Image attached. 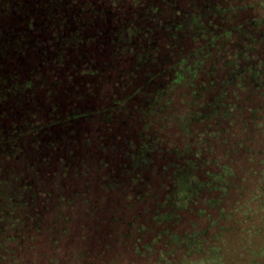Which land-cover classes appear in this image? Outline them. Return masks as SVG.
Instances as JSON below:
<instances>
[{"label":"trees","instance_id":"obj_1","mask_svg":"<svg viewBox=\"0 0 264 264\" xmlns=\"http://www.w3.org/2000/svg\"><path fill=\"white\" fill-rule=\"evenodd\" d=\"M38 1L0 0V24L44 43L11 58L20 87L0 102V264L53 237L46 216L91 206L95 189L134 214L132 254L113 264H184L213 248L224 264H263L264 0H59L64 25L47 32ZM75 29L81 43L58 59L53 35ZM145 48L155 54L137 66ZM146 140L150 165L132 170ZM178 171L200 186L183 210Z\"/></svg>","mask_w":264,"mask_h":264},{"label":"crops","instance_id":"obj_2","mask_svg":"<svg viewBox=\"0 0 264 264\" xmlns=\"http://www.w3.org/2000/svg\"><path fill=\"white\" fill-rule=\"evenodd\" d=\"M199 21H201V18L198 19ZM145 50L147 48L143 51ZM154 54L155 50H151L145 65L149 63ZM148 143L150 148L146 152L144 161L135 163V152L132 155V170H141L149 167L155 146L152 141H148ZM95 190L97 196L94 193L91 197H88L92 202L91 206L86 203V207L82 209L80 203L79 205L76 203L73 205V210L69 209V205L63 210H58L57 213L51 211L44 219V224L46 223L52 229L53 237L45 235L38 243L35 242L31 246L24 244L23 251L18 256L16 263L113 264L122 254L126 257L128 252V255L131 256L133 250L131 236L133 237L134 232L131 220L134 216L133 212L122 214L117 209L116 199L110 196H107L108 203L106 205L102 204L106 196L98 194L97 189ZM96 201H100L101 204H98V208L94 209ZM61 211H66L67 213L62 215L64 212L61 213ZM158 217L160 218V215ZM157 220L160 221L158 218ZM127 236L126 242L123 237Z\"/></svg>","mask_w":264,"mask_h":264},{"label":"rangeland","instance_id":"obj_3","mask_svg":"<svg viewBox=\"0 0 264 264\" xmlns=\"http://www.w3.org/2000/svg\"><path fill=\"white\" fill-rule=\"evenodd\" d=\"M27 7H29V2H20L15 5L14 11L19 12ZM60 8L61 3L59 0H39L34 4L32 12H34L36 16L43 17L42 23L38 26L42 32L50 31L52 28L56 27H63L64 22L59 18L58 12ZM66 10H69V8ZM13 26L14 25L10 23L0 24V102L7 98L8 89L17 90L20 87L19 84L14 81V75L10 70L11 58L13 56H25L36 46L44 44L34 35L33 32H22L19 29H15ZM53 36L51 44H54V47H56L55 55L58 59L60 58V60L62 59V54L66 48L78 46L82 39L81 31L79 29H75L68 36ZM150 52L151 50L148 49L137 55V66L146 64L145 61ZM111 120V114L106 113L103 115V121L105 123H111ZM149 143L148 141H144L140 145L139 150L134 155L135 163L144 161L146 152L149 150L150 144H152ZM175 180L177 191L174 195L173 207L183 210L188 207L191 196L193 193H196V188H199L200 186L192 171H178L175 174ZM250 183L252 184V182H249V184ZM250 240L252 242L244 241L243 244L253 247L260 244V242L256 243V240L254 242L253 238ZM190 243H192V241L188 243V247ZM210 251L211 252L205 259L197 261L185 260L184 264H224L223 259L220 258V250L218 248L210 249ZM262 263L264 264V261Z\"/></svg>","mask_w":264,"mask_h":264},{"label":"flooded vegetation","instance_id":"obj_4","mask_svg":"<svg viewBox=\"0 0 264 264\" xmlns=\"http://www.w3.org/2000/svg\"><path fill=\"white\" fill-rule=\"evenodd\" d=\"M146 141H150V140H146ZM152 142H154V141H152ZM139 148H140V146L134 152L136 153L139 150Z\"/></svg>","mask_w":264,"mask_h":264}]
</instances>
